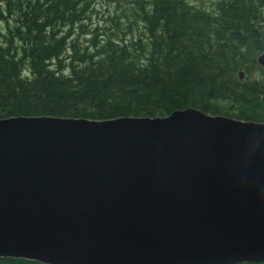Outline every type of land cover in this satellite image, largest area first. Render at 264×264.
Returning a JSON list of instances; mask_svg holds the SVG:
<instances>
[{
    "label": "water",
    "instance_id": "water-1",
    "mask_svg": "<svg viewBox=\"0 0 264 264\" xmlns=\"http://www.w3.org/2000/svg\"><path fill=\"white\" fill-rule=\"evenodd\" d=\"M0 257L264 261V123L194 108L0 119Z\"/></svg>",
    "mask_w": 264,
    "mask_h": 264
},
{
    "label": "trees",
    "instance_id": "trees-1",
    "mask_svg": "<svg viewBox=\"0 0 264 264\" xmlns=\"http://www.w3.org/2000/svg\"><path fill=\"white\" fill-rule=\"evenodd\" d=\"M95 1L0 0L13 19L0 31V119L102 121L194 108L264 123V0H222L213 11L201 0H109L117 39L85 44Z\"/></svg>",
    "mask_w": 264,
    "mask_h": 264
},
{
    "label": "rangeland",
    "instance_id": "rangeland-1",
    "mask_svg": "<svg viewBox=\"0 0 264 264\" xmlns=\"http://www.w3.org/2000/svg\"><path fill=\"white\" fill-rule=\"evenodd\" d=\"M13 2L17 4V0H13ZM219 2H222V0H201L198 3V6L205 8L207 6H210V8L215 6L210 10L213 11L220 4ZM115 10L116 5L111 3L109 0H96L93 2L91 4L90 11L88 12L89 18L83 22L84 27H86L87 30L93 31V34L83 35L80 37V40L86 44L87 41L93 38L99 40L104 37L117 39V33L114 31L113 25L110 21L111 17H115ZM11 22L13 23V19L7 13L6 4H0V31L5 32L8 26L11 25Z\"/></svg>",
    "mask_w": 264,
    "mask_h": 264
}]
</instances>
